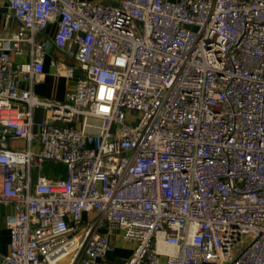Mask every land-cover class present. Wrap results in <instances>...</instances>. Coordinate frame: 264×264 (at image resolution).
<instances>
[{
    "label": "built area",
    "instance_id": "1",
    "mask_svg": "<svg viewBox=\"0 0 264 264\" xmlns=\"http://www.w3.org/2000/svg\"><path fill=\"white\" fill-rule=\"evenodd\" d=\"M6 2L1 264H264V0Z\"/></svg>",
    "mask_w": 264,
    "mask_h": 264
},
{
    "label": "crops",
    "instance_id": "2",
    "mask_svg": "<svg viewBox=\"0 0 264 264\" xmlns=\"http://www.w3.org/2000/svg\"><path fill=\"white\" fill-rule=\"evenodd\" d=\"M115 2L116 0H106ZM7 11L6 0H0V35L9 34L12 30L19 27V23L15 20H10L7 27H5V13ZM55 25H52L48 32L38 35V38H45L47 41H53V34L55 31ZM25 44V43H24ZM16 61L29 60L28 54H14ZM51 58H57L58 60H70L66 55L61 52L55 45L47 50V57L45 63L44 75L41 81L35 83L34 90L44 96H52L59 99L65 97L68 90L73 88L74 79L66 78L65 76H58L54 73V68L50 63ZM46 115V109L44 107H38L33 112L34 120L37 122ZM37 128V126H36ZM9 208L0 206V255L5 254L9 249V231L6 225V213ZM132 252V244L125 240L117 241V248L113 253H110L105 259L101 260L98 264H124Z\"/></svg>",
    "mask_w": 264,
    "mask_h": 264
},
{
    "label": "rangeland",
    "instance_id": "3",
    "mask_svg": "<svg viewBox=\"0 0 264 264\" xmlns=\"http://www.w3.org/2000/svg\"><path fill=\"white\" fill-rule=\"evenodd\" d=\"M13 144L15 145H20V146H23V143H19V142H15L13 141ZM55 163L53 162H46L45 163V171L48 172V173H54V172H57L58 171V167H62L61 165H56V167L54 166ZM2 212H0V215H1Z\"/></svg>",
    "mask_w": 264,
    "mask_h": 264
},
{
    "label": "water",
    "instance_id": "4",
    "mask_svg": "<svg viewBox=\"0 0 264 264\" xmlns=\"http://www.w3.org/2000/svg\"><path fill=\"white\" fill-rule=\"evenodd\" d=\"M54 46L53 42L51 40H48L47 42V50L50 51V48H52ZM76 74L77 75H80L81 74V70L80 69H77L76 70ZM2 130V127L0 126V132ZM1 259H2V256L0 255V264H1Z\"/></svg>",
    "mask_w": 264,
    "mask_h": 264
}]
</instances>
